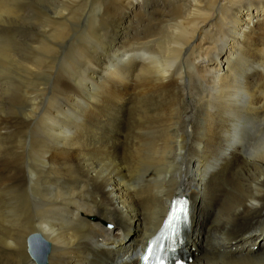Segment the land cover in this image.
<instances>
[{"label": "bare ground", "instance_id": "bare-ground-1", "mask_svg": "<svg viewBox=\"0 0 264 264\" xmlns=\"http://www.w3.org/2000/svg\"><path fill=\"white\" fill-rule=\"evenodd\" d=\"M87 5L89 15L98 11L110 23L93 31L96 49L80 52V79L55 77L56 109L46 110L58 127L53 140L45 141L40 132L42 155L26 157L32 164L27 179L20 182L22 175L13 171V184H0V193L13 191L9 202L17 214L13 220L10 208L0 204V264H35L26 253L30 234L50 242L48 264L136 263L134 252L158 230L175 192L190 202L189 264H264V220L263 227L230 237L264 218V37L258 29L264 27V0H88ZM63 22L59 14L55 23ZM164 26L173 36L169 47L160 48ZM32 35L38 40L35 31ZM138 43L145 48L137 52ZM235 52L245 57L244 73L226 72V58ZM210 60H217L214 67L204 65ZM192 63L196 69L188 66ZM55 66L56 58L50 68ZM59 75L65 76L61 69ZM200 79L213 96L202 90ZM0 122V136L15 124L10 117ZM123 250L131 257L124 259Z\"/></svg>", "mask_w": 264, "mask_h": 264}, {"label": "rangeland", "instance_id": "rangeland-1", "mask_svg": "<svg viewBox=\"0 0 264 264\" xmlns=\"http://www.w3.org/2000/svg\"><path fill=\"white\" fill-rule=\"evenodd\" d=\"M41 1L40 0H35V1L34 0H0V120H8L10 117V121H13L15 123L13 125H16V126H13V125L9 126L8 132L2 133V135L0 136V163L2 162V164H0V175L2 173V175L0 176V184L1 183L7 184L8 186H11L13 184V181L10 180L13 176V174H12L13 171L22 175L23 178L22 177L20 178V182L25 181V179H24L25 173L27 175L28 170H30L29 168L32 167L31 160H29L30 161L29 162L26 159V157L29 155H31V157H33V156L35 157L40 153L39 151H41V148H39V143H40L41 139H42L41 141H44V140L47 141L48 139L53 140L52 138L55 137V135L53 133H54L56 127H58L57 122L55 123L54 121H51L48 118V114L53 113V110L56 109L54 107V105H52L51 103L54 100L53 94L55 93V90L58 88L57 85L60 84V81H66L67 80L66 78L69 76H70L69 77L70 80L73 78L74 79H76V78L80 79L79 75L82 71V67H81L80 62H81V58L83 55V53L80 54V52H82V49L83 50L86 49V47H88L87 48L88 51H92V50H94V48L96 49L97 45L99 43V39L97 37H94L93 31L95 30V28L104 27L110 23V19L105 18V16H103L102 14L99 15L98 11H95L94 14L92 13L89 15V11H90L89 6L87 5L86 6L87 8L84 6V4L88 0H83V2H82V0H75V1L74 0H65V1L64 0H41ZM34 2H36V3H34ZM32 4H33V8H31ZM72 4H75V5H72ZM35 5L42 8L41 10L43 11L42 13H43L44 18H42L41 16L38 15V11H37L38 8ZM58 10H59V12H58ZM83 10H85L86 12ZM74 11H76L75 13H77V14H75ZM100 13H102V11H100ZM59 14H60V16L64 17V22H63L62 26H59V25H57V23H55L56 18L59 17ZM88 15H89V19H90L92 24L91 23L86 24ZM53 17H55V18H53ZM44 20H46V21H44ZM73 20L77 21V23H75ZM66 21L67 22L70 21L69 25L72 24L71 25L72 28L69 25H68L69 27L66 26L67 25ZM96 21H98L99 23ZM48 23H49V25H48ZM64 25L66 26L67 30H64V29H66ZM41 26H43V27H41ZM47 26H48V29H47ZM74 26H75V29H74ZM85 26L88 29L85 30L84 29ZM55 27H56V29H55ZM161 28L162 29L160 32L162 33V35L160 36L159 34H161V33L159 32L158 36H160L161 38L159 37V40H158L159 42L157 41L156 44H158V46H160V48H163L165 45H168V44H166L167 40L172 38L173 35L171 33L172 30H171L170 26H168V27L164 26V29H163V27H161ZM46 29L49 30L51 33L49 31H48L49 33L47 31H45ZM81 29H83V30H81ZM258 29L261 31V34L264 37V35H263L264 34V27H259ZM60 30H62L63 34L61 33ZM33 31H35L36 34L40 36V37L38 36V40L32 35ZM53 31H55V32H53ZM30 34H31V36H30ZM41 34L44 36H42ZM86 34H87V36H85ZM166 34H168L169 37ZM22 35H24V38ZM25 35H26V37H28V39L25 37ZM165 35H166V37H165ZM18 36H19V38H18ZM66 36H67V38H66ZM66 39H68V40H66ZM92 40H94V41H92ZM20 41H23V42H20ZM74 45H77V46H74ZM92 45H93V47H92ZM136 46H135V49H137V52H138V49H140L142 47L145 48L144 45H142V44L139 45V43H138V45L136 44ZM76 47H79L78 48L79 50L78 49L75 50ZM168 47H169V45H168ZM69 48L70 49L72 48L71 50L73 52L70 51ZM160 48H158V49H160ZM243 48H245V47H243ZM153 49H154L153 47H150L149 51L153 52L154 51ZM235 53H237V55L236 56L234 55L233 58H230V57L226 58L227 62L229 63L228 64V70L226 72L231 71V70H236V71H239L240 73H244L246 69L243 67L241 62L245 61V57L241 52H235ZM52 54H54V56ZM97 57L99 58L100 55H98ZM235 57L239 58V60H236ZM55 58H56V66L52 70V68H50V65H51V63H53ZM216 61L217 60H210V61L204 63V65L209 64V65H212V67H214L215 66L214 63ZM261 61L263 64L264 63V57ZM60 62H62V64ZM59 64L61 66H59ZM66 64H70V65H66ZM62 66H63V69H62ZM64 66H66L65 69H64ZM188 66L190 68L196 69V66L194 63H192ZM58 67H59V69L62 70V72L65 74V76L59 75ZM31 69L33 71H31ZM48 69H49V71H48ZM64 70H65V72H64ZM35 72L36 73L38 72L39 74L37 75ZM56 72H57V74H56ZM72 72H73V75H72ZM66 75H68V76H66ZM37 76H38V78H37ZM48 76L50 79L48 78ZM55 77L56 78L58 77L59 80L60 79H62V80L59 81ZM69 78L67 81H70ZM45 79H46V81H45ZM56 80L58 81V82H56L57 85L55 83ZM36 81H38L39 83ZM198 84H200V86L202 87V90L206 91L205 93L208 96L211 97L214 95V92L213 91L211 92L212 88H210L208 83H205V81L203 79L198 80ZM45 87H47L46 91H45ZM53 89H55V90H53ZM79 89L83 91L82 87H80ZM132 91L133 92H132L131 96L133 97L136 94V90H132ZM152 93H154V92H152ZM154 94H157V92ZM30 103H32V104L30 105ZM47 104L49 107L51 106L52 108H47L48 107ZM90 106L95 107L92 104H86V107H88V109L90 108ZM129 106H130V102L127 105V107H129ZM43 109L44 110L50 109L49 110L50 112L48 113L47 110L44 111ZM99 115L103 121L106 120V117L104 116V114L100 110H99ZM53 122H54V124H53ZM0 124H1V122H0ZM51 124H53V125H51ZM45 129H46V132H45ZM40 132L42 134L44 133V135L45 134L46 135L44 136ZM43 136H44V140H43ZM47 136L50 138H48ZM3 147H5V149ZM21 154H23L22 155L23 159L20 157ZM39 155H42V154H39ZM39 155H38V157H40ZM19 157H20V159H19ZM18 163H21V164H18ZM5 177L10 182L9 181L4 182L3 180H5ZM27 177H25V178L27 179ZM15 180H14V182H15ZM27 188H28L27 192L28 191L30 192V187L25 186V189H27ZM9 191L7 190L4 193H0V204H4V205L6 204L10 208L11 215H12L11 217L14 220L16 215H17L15 210H14V202L13 201L9 202L10 200H14V196H13L14 193H12L13 191L11 190L10 191L11 194H10ZM40 192H42V190H40ZM2 200L6 201V202H4ZM0 216H2L1 213H0ZM263 220H264V218L254 221L247 228H246L247 225L236 228L234 230L235 232H233L230 236V237H232V241L236 237V235L240 236L241 233L244 234L243 233L244 230L252 231L255 229H259L257 227H263V225L261 223ZM132 233H133L132 230L128 231L126 233V236H130V234H132ZM259 236H261V235H259ZM259 236L256 235L255 237H259ZM210 264H212V263H210Z\"/></svg>", "mask_w": 264, "mask_h": 264}, {"label": "snow or ice", "instance_id": "snow-or-ice-1", "mask_svg": "<svg viewBox=\"0 0 264 264\" xmlns=\"http://www.w3.org/2000/svg\"><path fill=\"white\" fill-rule=\"evenodd\" d=\"M179 205H181L179 207V209H175L174 208V211H173V214L172 216L170 217V226H173L174 225H171V221L172 220H178V219H181L182 216L186 218V215H187V205H186V202L184 201H178L177 202ZM155 247H152L150 246L147 250H146V254L142 257V259L146 262V264H150L151 262V259L154 257L155 255ZM157 260H159V257H156Z\"/></svg>", "mask_w": 264, "mask_h": 264}, {"label": "water", "instance_id": "water-1", "mask_svg": "<svg viewBox=\"0 0 264 264\" xmlns=\"http://www.w3.org/2000/svg\"><path fill=\"white\" fill-rule=\"evenodd\" d=\"M47 246H48V244H47V243H45V245H42L43 252H45V251L47 250ZM34 252H35V250H34Z\"/></svg>", "mask_w": 264, "mask_h": 264}]
</instances>
